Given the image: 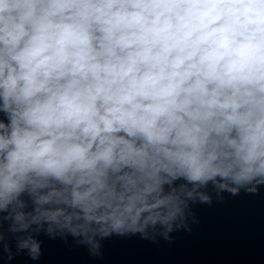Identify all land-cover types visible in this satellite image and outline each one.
<instances>
[{
    "label": "clouds",
    "instance_id": "clouds-1",
    "mask_svg": "<svg viewBox=\"0 0 264 264\" xmlns=\"http://www.w3.org/2000/svg\"><path fill=\"white\" fill-rule=\"evenodd\" d=\"M262 193L264 0H0V264Z\"/></svg>",
    "mask_w": 264,
    "mask_h": 264
},
{
    "label": "water",
    "instance_id": "water-1",
    "mask_svg": "<svg viewBox=\"0 0 264 264\" xmlns=\"http://www.w3.org/2000/svg\"><path fill=\"white\" fill-rule=\"evenodd\" d=\"M201 218L191 234L160 250L147 241L113 239L105 259L89 264H264V193L230 198L198 209ZM163 243V242H162ZM82 253H68L60 241H46L42 264H83ZM14 264H23L18 258Z\"/></svg>",
    "mask_w": 264,
    "mask_h": 264
}]
</instances>
